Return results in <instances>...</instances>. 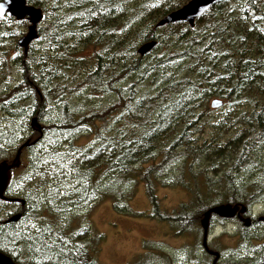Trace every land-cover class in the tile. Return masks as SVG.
<instances>
[{
    "label": "trees",
    "instance_id": "1",
    "mask_svg": "<svg viewBox=\"0 0 264 264\" xmlns=\"http://www.w3.org/2000/svg\"><path fill=\"white\" fill-rule=\"evenodd\" d=\"M188 1L26 0L43 13L34 41L41 49L32 42L24 53L15 45L19 56L0 62L1 82L10 70L20 76L16 85L0 90V125L9 121L0 133V161L37 138L29 127L32 117L45 125L41 138L22 149L21 166L12 170L6 189L5 197L23 200V207L0 200V253L23 264H96L84 245L88 232L70 236L69 214L114 197L115 186L135 178L155 205L157 176L177 162L179 174L167 185L185 188L191 198L178 214L159 217L179 233L193 227V214L213 206L248 210L264 200V169L251 181L234 177L248 153L264 143V0H218L191 28L185 23L155 28ZM0 18L3 39L22 36L3 23L28 27L25 19ZM152 40L155 48L139 57L137 48ZM88 50L90 62L81 56ZM136 78L147 91L132 83ZM126 79L130 82L119 86ZM101 93L109 103L91 105ZM76 95L80 103L74 105L69 97ZM212 99L225 108L218 121L208 118ZM204 130L208 138L197 141ZM229 131L219 144L218 137ZM84 134L93 143L76 145ZM225 153H233L232 166L214 167L210 176L207 165L212 168ZM103 185L110 186L105 193ZM124 194L119 193L128 200ZM16 212L19 221L4 223ZM238 228L247 237V228L241 223ZM258 245L250 260L219 264H264V244Z\"/></svg>",
    "mask_w": 264,
    "mask_h": 264
},
{
    "label": "rangeland",
    "instance_id": "2",
    "mask_svg": "<svg viewBox=\"0 0 264 264\" xmlns=\"http://www.w3.org/2000/svg\"><path fill=\"white\" fill-rule=\"evenodd\" d=\"M0 22H3L1 18ZM2 26L20 30L22 35L26 32L22 25L14 24V22L3 23ZM5 38L0 37V62H5V59L8 60L10 56L17 57L20 54L15 49L18 37L15 41L10 37ZM33 44L37 49H41L39 43L33 41ZM92 55L91 50L81 54L87 62H90L87 59ZM9 74L10 77L7 80L0 81V90H3L6 86L16 85L20 80V76L15 69L10 70ZM128 82H130L129 79L121 81L119 86L123 87ZM132 83L137 85L140 91H147L145 83L139 79ZM79 96H70L69 101L74 105L80 103ZM106 103H109V97L104 93H101L95 99L92 98L90 102L94 106H104ZM209 103L210 100L207 105ZM224 111V106L209 110L207 112L208 118L210 117L212 121H218ZM40 123L42 126L45 125L44 122ZM8 126L9 121L2 120L0 133L4 132L5 127ZM230 133L231 131L226 135L219 136L218 143L224 145ZM208 135V130H204L195 138L201 142L208 138ZM29 139L34 140L35 138L30 137ZM94 139L92 136L84 134L78 138L76 145L87 147L93 143ZM261 140H255L254 143L258 144ZM237 151L239 152V150ZM232 154L225 153L219 160L211 163L213 169L208 164L207 166H209L211 172L209 175L213 176L215 174L214 167L217 168V171L229 169L233 164ZM244 165L239 173H237L239 170L235 171L237 174L234 172V177L240 178L242 182L254 180L262 173V169H264V143L257 145V148L248 153V160ZM178 168V162L173 163L165 168L164 173L167 175L157 176V182L153 185L152 193L155 198V205L148 199L144 183L135 178L138 181L124 182L119 187L115 186L114 191H110V195H114V197H106L108 196L106 195L104 199L95 202L93 205L70 213L67 217L71 227L70 236L77 235L81 231L88 232V241H85L84 245L88 247L89 253L96 264H211V262L213 264L214 256L208 254L202 247L203 233L200 226V221L203 218L202 214H193L191 216L193 227L183 230L181 233H179V228L176 225H172L169 221L162 220L159 217L178 214L182 205L188 204L190 201L191 194L185 188L167 185L171 183L170 178L178 176ZM237 168H239V165ZM194 170L198 172V167ZM199 170L201 169L199 168ZM103 186L105 187L102 188V191L105 193L110 186ZM121 191H124L125 196L129 195L128 200H123L120 197L119 193ZM210 199L213 198L207 196L206 200ZM10 212L12 211L10 210ZM242 217H248L252 220V224L246 229L247 235L245 236L247 237L245 238L247 239L242 238L243 235H241L238 228L240 223L236 217L231 219H222L214 215L210 217L207 248L222 257L218 258L215 264L223 261L233 262L238 257L250 260L256 256L255 253L259 248L258 244H264V223L262 222V225L257 223L259 217H264V200L248 208L246 214ZM62 220L64 221L63 224L68 221L66 219Z\"/></svg>",
    "mask_w": 264,
    "mask_h": 264
},
{
    "label": "water",
    "instance_id": "3",
    "mask_svg": "<svg viewBox=\"0 0 264 264\" xmlns=\"http://www.w3.org/2000/svg\"><path fill=\"white\" fill-rule=\"evenodd\" d=\"M216 1L218 0H190L180 8L170 12L163 18L159 19L155 28H160L166 25L175 23H185L190 28L194 26V22L197 18L202 16ZM10 17L15 21L27 20L28 27L25 34H23L16 42V45L23 49L24 53L27 52L28 46L37 39V27L43 19V13L41 9L34 7L31 4H27L26 0H1L0 1V17ZM156 46L155 41H148L141 44L137 48V55L139 57H144L150 53ZM223 102L220 99H212L209 103L211 109H219L222 107ZM29 127L32 132L37 133L38 136L34 140L27 139L24 141L15 151L14 156L10 160L0 161V200L8 203H19L21 207L24 205V201L18 198H8L5 197V192L10 181L11 171L18 169L20 166V156L22 149L35 144L42 136V125L37 119V115L31 118L29 122ZM247 208L242 205H230L221 204L213 206L207 209L203 218L200 221V226L202 228V247L203 250L208 254L214 256L213 264L219 258V254L211 252L207 248V238H208V225L209 219L212 215L217 216L222 219H231L236 217L237 220L242 223L243 227L249 228L252 220L248 217L243 218L246 214ZM21 217L20 213L9 216L4 223H16ZM258 221L264 223V217H259ZM0 264H15L13 261L0 253Z\"/></svg>",
    "mask_w": 264,
    "mask_h": 264
},
{
    "label": "flooded vegetation",
    "instance_id": "4",
    "mask_svg": "<svg viewBox=\"0 0 264 264\" xmlns=\"http://www.w3.org/2000/svg\"><path fill=\"white\" fill-rule=\"evenodd\" d=\"M19 146H20V145L15 146L16 148H15V150H14V153H15L16 149H17ZM11 173H12V171H11ZM9 204H11V203H9ZM16 208H17V206H16ZM10 210H11V209H9L8 214L11 213ZM11 211H12V210H11ZM7 219H8V218H7ZM5 256H6V255H5ZM211 258H212V257H211ZM219 258H221V256H219ZM13 263H15V264H23V263H16V262H13ZM211 264H212V262H211Z\"/></svg>",
    "mask_w": 264,
    "mask_h": 264
},
{
    "label": "bare ground",
    "instance_id": "5",
    "mask_svg": "<svg viewBox=\"0 0 264 264\" xmlns=\"http://www.w3.org/2000/svg\"><path fill=\"white\" fill-rule=\"evenodd\" d=\"M107 4V3H106ZM169 45V44H168ZM101 63V62H100ZM203 63V62H202ZM98 64V63H97ZM251 74V73H250ZM127 75V74H126ZM248 76V75H247ZM243 92V91H242ZM46 115V114H45ZM18 125V124H17ZM17 141V143H18V139H16ZM246 142V141H245ZM117 158V157H116ZM116 170V169H115ZM82 181V180H81ZM19 199V198H18ZM58 203V202H57Z\"/></svg>",
    "mask_w": 264,
    "mask_h": 264
}]
</instances>
